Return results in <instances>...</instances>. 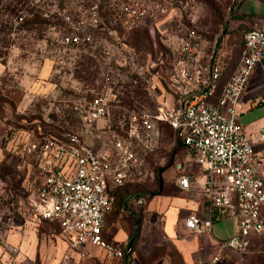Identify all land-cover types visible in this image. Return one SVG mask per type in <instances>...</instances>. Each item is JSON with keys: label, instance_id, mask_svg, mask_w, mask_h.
<instances>
[{"label": "built area", "instance_id": "built-area-1", "mask_svg": "<svg viewBox=\"0 0 264 264\" xmlns=\"http://www.w3.org/2000/svg\"><path fill=\"white\" fill-rule=\"evenodd\" d=\"M126 10L136 11L133 5ZM57 16L67 26L62 38L66 46L93 43V34L85 27L97 25L96 5L84 7L79 0L75 9H62L55 0L0 1V30L6 29L11 45L26 32L29 19ZM202 45L198 37L182 39L169 73L171 105L132 111L128 119L125 114V119L116 116L123 108L107 74L104 85L80 104L81 131L66 132L63 138L47 134L27 138L24 151L38 184L34 216L57 224L70 248L93 245L119 258L132 252L130 246L122 248L104 236L105 218L114 206L110 189L133 178L153 150L159 124L165 122L184 147L185 159L175 162L180 187L191 189L196 170L204 179L207 212L189 213L186 228L208 233L215 220L230 216L239 226L235 234L218 240L215 254L195 264H220L229 251L237 252L241 264H246L249 255L264 253L252 248L253 236L264 231V150L254 147L238 111L250 77L259 65L264 67V21L246 31L239 60L223 83L221 65L202 61ZM257 101L264 102V93Z\"/></svg>", "mask_w": 264, "mask_h": 264}, {"label": "rangeland", "instance_id": "rangeland-1", "mask_svg": "<svg viewBox=\"0 0 264 264\" xmlns=\"http://www.w3.org/2000/svg\"><path fill=\"white\" fill-rule=\"evenodd\" d=\"M55 1L62 9H75L79 0ZM80 1L84 7L96 5L99 16L97 25L85 27L93 34V43L81 48L62 42L67 26L60 16L28 21L31 27L13 45L6 29L0 30L2 245L19 226L35 219L38 184L24 151L27 138L41 134L63 138L66 132L81 131L80 104L104 85L107 74L123 108L116 116L128 119L132 111L150 112L171 105L172 92L161 76L167 78L166 71L170 73L172 67L167 68L177 57L182 39L198 37L210 46L218 42L232 20L236 0ZM132 5L136 11H127ZM162 61L166 65L157 71ZM183 159L184 147L174 130L166 124L158 126L153 150L125 190L157 193L162 171ZM53 231L60 234L59 229Z\"/></svg>", "mask_w": 264, "mask_h": 264}, {"label": "crops", "instance_id": "crops-1", "mask_svg": "<svg viewBox=\"0 0 264 264\" xmlns=\"http://www.w3.org/2000/svg\"><path fill=\"white\" fill-rule=\"evenodd\" d=\"M263 21L264 0H236L226 33L215 44L202 45V61H217L221 65L222 83L239 60L246 31ZM263 84L264 67L259 65L238 105L239 120L257 150H264V138H260L264 135V102H256L263 96ZM97 143L101 144L98 140ZM160 176L162 182L155 194L126 191L125 185L110 189L114 206L106 215L103 233L120 247L132 248L125 257L110 256L93 245L72 249L61 233H53V229L60 230L57 224L35 218L4 239L3 245L0 244V260L3 264H195L200 258H210L217 251L218 240L237 232L236 217L215 220L208 233L190 232L185 226L188 214L205 215L208 209L201 189L203 174L196 170L190 190L178 184L175 166L162 171ZM139 198L144 202L139 203ZM252 248L264 249V231L253 236ZM263 262L264 253H253L246 259V264ZM220 264H241L240 256L229 251Z\"/></svg>", "mask_w": 264, "mask_h": 264}, {"label": "trees", "instance_id": "trees-1", "mask_svg": "<svg viewBox=\"0 0 264 264\" xmlns=\"http://www.w3.org/2000/svg\"><path fill=\"white\" fill-rule=\"evenodd\" d=\"M36 20H37V19H36ZM40 20H42V19L40 18L39 21H40ZM31 21H32V20H29V23H31ZM29 23H28V21H27L26 27H31V26H30L31 24H29ZM163 57H164V55H163V53L161 52L160 59H163ZM162 65H163V66L166 65V64L164 63V61H162V62H160V63L157 64V66L155 67V68L157 69V71H158V69H160V70L163 69ZM170 67H172V66L169 65V67H168L167 69H169ZM156 69H154V70H156ZM164 69H165V68H164ZM222 73H223V72H222ZM165 74L168 75L167 78L163 77V75H162V76H161V80H164L165 83H167V81H168V79H169V74L167 73V71H166ZM165 79H166V80H165ZM221 79H222V78H221ZM163 124H166V125H168L169 127H171L168 123H165V122L160 123L159 126H162Z\"/></svg>", "mask_w": 264, "mask_h": 264}]
</instances>
